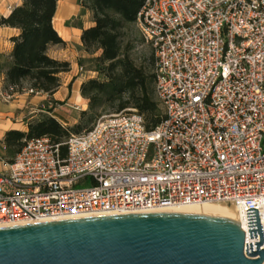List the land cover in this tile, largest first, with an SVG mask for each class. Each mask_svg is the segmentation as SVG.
I'll list each match as a JSON object with an SVG mask.
<instances>
[{
  "label": "built area",
  "instance_id": "obj_1",
  "mask_svg": "<svg viewBox=\"0 0 264 264\" xmlns=\"http://www.w3.org/2000/svg\"><path fill=\"white\" fill-rule=\"evenodd\" d=\"M136 23L163 118L148 127L122 111L62 142L25 139L0 157V225L219 202L234 208L245 252L259 239L247 208L264 235V0H144Z\"/></svg>",
  "mask_w": 264,
  "mask_h": 264
},
{
  "label": "water",
  "instance_id": "obj_2",
  "mask_svg": "<svg viewBox=\"0 0 264 264\" xmlns=\"http://www.w3.org/2000/svg\"><path fill=\"white\" fill-rule=\"evenodd\" d=\"M238 217L159 209L0 225V264H264L257 207Z\"/></svg>",
  "mask_w": 264,
  "mask_h": 264
},
{
  "label": "trees",
  "instance_id": "obj_3",
  "mask_svg": "<svg viewBox=\"0 0 264 264\" xmlns=\"http://www.w3.org/2000/svg\"><path fill=\"white\" fill-rule=\"evenodd\" d=\"M143 1L80 0L91 10L94 20L83 28L81 40L85 51L91 54L87 58L102 73L101 77L85 79L80 94L94 103L102 91L126 85L135 96L138 113L152 127L164 115L155 96L154 53L148 63L136 62L131 53L133 40L128 35ZM56 5L57 0H21L7 15H0L1 25L19 28V33L12 36L13 47L4 65V92L13 94L34 87L53 93L61 84L60 74L70 69L68 60L48 53L50 44L63 42L52 22ZM100 48L101 52L95 54ZM83 59H79L81 67ZM27 126L25 131L11 128L5 132L3 141L11 151L17 152L24 140L31 137L46 134L53 142H62L69 135L68 127L49 112H39L28 120ZM61 150L65 152L64 145Z\"/></svg>",
  "mask_w": 264,
  "mask_h": 264
},
{
  "label": "crops",
  "instance_id": "obj_4",
  "mask_svg": "<svg viewBox=\"0 0 264 264\" xmlns=\"http://www.w3.org/2000/svg\"><path fill=\"white\" fill-rule=\"evenodd\" d=\"M21 0H0V15H7L6 4L12 6ZM53 26L63 39L61 43L50 44L48 53L59 59L70 62V69L60 74L61 84L53 93L43 91L28 92L23 90L13 94L2 90L4 81V65L8 60L13 47L12 36L19 33V28L0 24V147L5 132L11 128L27 130L28 120L39 112H49L66 124L65 114H55L56 106L49 105L50 100L63 101L70 104L78 99L77 93L81 83L89 77L80 71L79 59L87 56V52L81 40L83 28L94 23L91 10L80 3V0H57L56 10L53 16ZM70 83V86H69ZM80 99H83L79 94ZM70 101V102H69ZM62 102V103H63ZM62 105L61 103H59ZM52 108V110H48ZM1 152V151H0ZM1 153H4L1 152ZM0 153V157L6 159ZM3 166L0 160V168Z\"/></svg>",
  "mask_w": 264,
  "mask_h": 264
},
{
  "label": "rangeland",
  "instance_id": "obj_5",
  "mask_svg": "<svg viewBox=\"0 0 264 264\" xmlns=\"http://www.w3.org/2000/svg\"><path fill=\"white\" fill-rule=\"evenodd\" d=\"M133 40L132 55L136 62L144 61L149 62L151 59V54L153 52L152 47L147 43L140 32L137 23H133L132 28L128 34ZM128 35L125 36L128 37ZM101 48L95 51V54H99ZM91 54H87L82 62V69L80 71L89 75V77H101L102 73L95 69L94 62L87 58ZM88 77V78H89ZM28 86V84H26ZM31 93V92H30ZM80 90L77 93L78 99L69 104L59 103L53 104L52 107L56 106L55 114H65L66 124L68 127L69 134L72 132H81L85 129L90 128L97 121L111 115L114 113L122 111H135L138 112L137 107L134 105L135 96L131 89L126 86H120L118 88H110L102 91L98 99L94 103H90L87 97L80 99ZM156 96V95H155ZM63 123V122H62ZM4 137V136H3ZM0 151L6 159H10L16 153V151H11L9 147L6 146L3 139L1 140ZM92 184V179L90 175H87V179L75 184V187H84Z\"/></svg>",
  "mask_w": 264,
  "mask_h": 264
},
{
  "label": "bare ground",
  "instance_id": "obj_6",
  "mask_svg": "<svg viewBox=\"0 0 264 264\" xmlns=\"http://www.w3.org/2000/svg\"><path fill=\"white\" fill-rule=\"evenodd\" d=\"M172 209H191V210L213 211V212L225 213V214L232 215V216L237 215L232 206L219 203V202L196 203V204L186 205V206L172 208Z\"/></svg>",
  "mask_w": 264,
  "mask_h": 264
}]
</instances>
